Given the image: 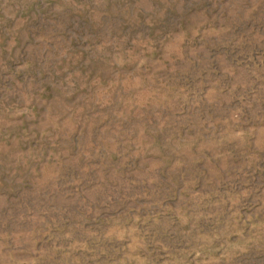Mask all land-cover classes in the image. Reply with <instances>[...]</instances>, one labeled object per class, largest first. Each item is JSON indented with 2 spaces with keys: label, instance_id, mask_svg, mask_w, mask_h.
I'll list each match as a JSON object with an SVG mask.
<instances>
[{
  "label": "rangeland",
  "instance_id": "rangeland-1",
  "mask_svg": "<svg viewBox=\"0 0 264 264\" xmlns=\"http://www.w3.org/2000/svg\"><path fill=\"white\" fill-rule=\"evenodd\" d=\"M0 264H264V0H0Z\"/></svg>",
  "mask_w": 264,
  "mask_h": 264
}]
</instances>
